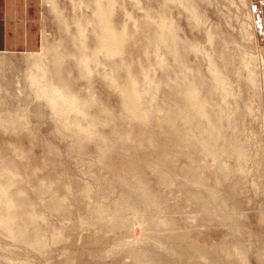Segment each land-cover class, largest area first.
<instances>
[{
	"label": "rangeland",
	"instance_id": "rangeland-1",
	"mask_svg": "<svg viewBox=\"0 0 264 264\" xmlns=\"http://www.w3.org/2000/svg\"><path fill=\"white\" fill-rule=\"evenodd\" d=\"M103 2L127 27L124 55L97 41L98 0H42L40 51H0V264H264V42L249 0ZM129 72L138 109L116 87ZM64 93L85 113L58 118Z\"/></svg>",
	"mask_w": 264,
	"mask_h": 264
},
{
	"label": "crops",
	"instance_id": "crops-1",
	"mask_svg": "<svg viewBox=\"0 0 264 264\" xmlns=\"http://www.w3.org/2000/svg\"><path fill=\"white\" fill-rule=\"evenodd\" d=\"M249 2L255 32L258 39L264 42V0ZM41 29L42 0H0V51L39 52Z\"/></svg>",
	"mask_w": 264,
	"mask_h": 264
},
{
	"label": "bare ground",
	"instance_id": "bare-ground-1",
	"mask_svg": "<svg viewBox=\"0 0 264 264\" xmlns=\"http://www.w3.org/2000/svg\"><path fill=\"white\" fill-rule=\"evenodd\" d=\"M104 0H98V2H99V7H100V17H98L99 19H100V21L102 22L101 24H99V25H101L100 26V28L98 29V31L96 32V30H94L95 31V33H96V38H97V41H98V43L99 44H101V49H104L105 48V52H103V53H110V54H112V55H114V54H116V53H118V54H121V53H123V51H122V49H124L123 48V46H124V44H123V42H125L124 40V36H125V28H127V27H125L124 28V30L122 31V32H118V31H116L115 30V28H114V26H113V24L114 23H112V21L111 20H109L108 19V17H107V8L106 7H104V5L102 4V2H103ZM109 1V0H108ZM111 1V0H110ZM113 1V0H112ZM115 1V0H114ZM104 3V2H103ZM111 3V2H110ZM115 3V2H114ZM52 5H54V8H55V3L52 1ZM114 6V5H113ZM115 7V6H114ZM110 8H111V10L113 9L112 8V6H110ZM98 10V9H97ZM97 13V12H96ZM110 13H111V11H110ZM114 13V12H113ZM115 14V13H114ZM98 18H97V21H98ZM109 18H111V17H109ZM196 18V17H195ZM166 23H168L169 25H170V23H169V21L168 22H165L164 23V27H165V24ZM116 25V24H115ZM167 25V24H166ZM161 27V26H160ZM163 27V28H164ZM166 28V27H165ZM168 28H169V26H168ZM168 28H166V29H168ZM172 28V27H171ZM162 29V28H161ZM175 29V28H174ZM85 30V29H84ZM118 30V29H117ZM160 31V30H159ZM162 31V30H161ZM164 31V30H163ZM162 31V32H163ZM167 31V33H168V30H166ZM166 31H164V33L166 32ZM170 31V30H169ZM81 32V31H80ZM171 32V31H170ZM169 32V33H170ZM174 32H176V31H174ZM94 33V34H95ZM171 33H173V32H171ZM83 35V34H82ZM127 35V34H126ZM163 35H165V34H163ZM163 35H161V34H158V40L160 41V39H161V42H163V40L167 43L168 41H170V43H169V45L170 44H173V45H175V41H177L178 42V40H174V38L176 39V37H173L172 39H170V38H168V34L166 35V36H163ZM169 35H171V34H169ZM85 36V35H84ZM80 38V37H79ZM79 38L77 39V40H79ZM88 38V37H87ZM178 38V37H177ZM81 39V38H80ZM83 39V38H82ZM81 39V40H82ZM81 40H79L80 42H82ZM84 42H86V41H84ZM162 44V43H161ZM165 44V43H164ZM178 44V43H177ZM177 44H176V46H177ZM168 45V43H167V46H169ZM165 46V45H164ZM84 48L85 49H88L89 47H87L86 46V44L84 43V45H83V49H81V50H84ZM167 48V47H166ZM169 48V47H168ZM170 49V48H169ZM174 48H173V46H172V49H170L171 51L173 50ZM176 49H178V47H176L175 48V50ZM174 51V50H173ZM172 51V52H173ZM171 52V53H172ZM174 52H176V51H174ZM79 53H80V51H79ZM87 53V51H85L84 50V53L82 54V55H84V54H86ZM117 54V55H118ZM172 54H174V53H172ZM80 55H81V53H80ZM81 55V56H82ZM95 54H93V59L96 61V57L97 56H94ZM123 55H124V53H123ZM81 56H80V58H81ZM85 56V55H84ZM121 56V55H120ZM176 56V55H175ZM85 57H88V54H86V56ZM122 57V56H121ZM124 57V56H123ZM79 59V58H78ZM78 59H77V61H78ZM84 61V60H83ZM79 62V61H78ZM82 63H86V66L87 67H85L84 66V69H85V71H86V69L87 68H90V66H89V63H87V61H84V62H82ZM78 64H80V62L78 63ZM112 64L114 65V62H112ZM56 65V64H55ZM113 65H110L111 67L113 66ZM116 66H117V64H116ZM214 67V71L215 70H217V69H215V66H212V68ZM58 68V67H57ZM114 69V71H112V72H115V66L113 67ZM43 69V74H44V76H46V71L48 70L47 68L46 69H44V68H42ZM83 68H81V70H82ZM127 69V68H126ZM80 70V71H81ZM84 71V70H83ZM85 71H84V73H85ZM111 71V70H110ZM128 71H129V69H128ZM127 71V72H128ZM58 72V71H57ZM88 72L90 73V71L88 70ZM88 73V74H89ZM217 73V72H216ZM216 73L214 72V76L215 77H217L216 76ZM219 75V74H218ZM109 77V76H108ZM128 77H130V81H128V83H129V86L127 85L126 86V90L124 89V86H119V85H117V81H116V79L114 78V79H110L111 80V86H113V87H115L116 85V87H117V90L120 92V94L122 95L121 97H123L122 98V100H123V102H124V104L126 103L127 105L129 104V106H134V108H136V109H138V106L140 105V103H139V105L137 104V99H138V91H136L137 90V88L135 89V84H136V79L134 78V75H132V73L131 72H129V75H128ZM219 77V76H218ZM216 79V78H215ZM219 79V78H218ZM108 80H109V78H108ZM217 81H220V79L219 80H217ZM221 82V81H220ZM39 83V82H38ZM38 83H36V82H34V84L36 85H38ZM127 83V84H128ZM34 85V86H35ZM132 85V86H131ZM226 85V84H225ZM39 86V85H38ZM134 87V88H133ZM37 87L35 86V89H36ZM115 89V88H114ZM131 90H132V92H131ZM197 91V90H196ZM196 91H191L189 94H187L188 96H187V98H188V100L190 101V105H192L193 106V108H195V109H198V107L199 106H205L203 103H202V101L200 100V98H198L197 97V93H196ZM70 94V93H69ZM69 94H67V93H64V96L62 97H59V98H61L62 99V101H63V103H60V102H56L55 103V105L56 106H54V105H52V106H50L51 107V109H53L54 110V112H55V114H57V116H58V118H60V117H67L68 116V111L67 110H65V109H61L60 110V107L61 106H63L64 105V107L65 108H68V107H72V106H75V109L76 110H74V111H76L75 113L76 114H78V113H81V114H83V113H85V112H83L84 110H86V108H83L84 107V104H83V106H82V102L81 101H78V99H77V97H71V96H69ZM140 95V94H139ZM74 96V95H73ZM139 97H141V96H139ZM142 98V97H141ZM49 100V99H48ZM80 102V103H79ZM85 102V101H84ZM86 103V102H85ZM86 104H89V103H86ZM123 104V105H124ZM124 105V106H126V109H127V105ZM86 107V106H85ZM128 108H130V107H128ZM133 112V114L134 115H136V118H141L140 116H138L137 114L138 113H136L135 112V110H133L132 111ZM65 113L67 114V115H65ZM71 114V112L69 113V115ZM87 114V113H86ZM85 114V115H86ZM62 115V116H61ZM72 116H74V114L72 115ZM79 116V115H78ZM78 116L76 117V118H78ZM82 116V115H81ZM203 116V115H202ZM72 118H75V117H72ZM66 119V118H65ZM65 119L63 118V120L65 121ZM59 120V119H58ZM67 120V119H66ZM68 122H69V118H68ZM70 123V122H69ZM69 123H67V124H69ZM76 124V123H75ZM71 125V124H70ZM69 125V126H70ZM64 126H67L68 127V125H65L64 124ZM73 126H74V124H73ZM71 127V126H70ZM78 127V126H77ZM69 128V127H68ZM88 135V134H87ZM78 137H80L79 135H77ZM82 137L83 136H81L80 138L82 139ZM81 142H83L82 140H81ZM81 142H79V143H81ZM82 144V143H81ZM202 144V143H201ZM208 145H209V143H208ZM204 146V145H203ZM209 149V148H208ZM4 197H6V200L7 201H11V198H10V195L5 191V194H4ZM10 203V202H9ZM8 203V205H10ZM10 206H12V204L10 205ZM16 207V206H15ZM22 233V232H21ZM20 233V234H21ZM19 234V235H20ZM22 236H24V235H22ZM23 238V237H22ZM24 239V238H23Z\"/></svg>",
	"mask_w": 264,
	"mask_h": 264
}]
</instances>
